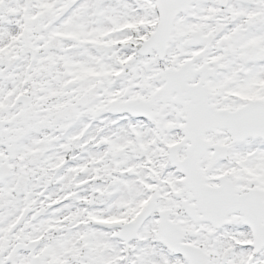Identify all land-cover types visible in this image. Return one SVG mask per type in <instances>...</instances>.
Segmentation results:
<instances>
[{"label":"snow or ice","instance_id":"1","mask_svg":"<svg viewBox=\"0 0 264 264\" xmlns=\"http://www.w3.org/2000/svg\"><path fill=\"white\" fill-rule=\"evenodd\" d=\"M0 264H264V0H0Z\"/></svg>","mask_w":264,"mask_h":264}]
</instances>
